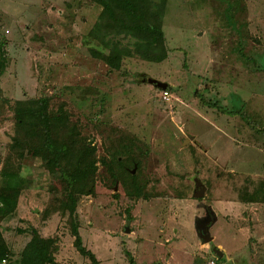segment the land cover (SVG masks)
<instances>
[{"label": "rangeland", "instance_id": "rangeland-1", "mask_svg": "<svg viewBox=\"0 0 264 264\" xmlns=\"http://www.w3.org/2000/svg\"><path fill=\"white\" fill-rule=\"evenodd\" d=\"M102 11L93 0H0V169L11 104L40 97L64 106L97 157L95 194L73 217L51 156L28 148L14 160L26 185L0 219L7 264H43L44 249L59 264H93L75 246V221L99 264H206L214 249L219 264H264V0H166L167 58L114 66L102 55L130 42L97 27ZM122 145L132 165L112 177Z\"/></svg>", "mask_w": 264, "mask_h": 264}, {"label": "trees", "instance_id": "trees-1", "mask_svg": "<svg viewBox=\"0 0 264 264\" xmlns=\"http://www.w3.org/2000/svg\"><path fill=\"white\" fill-rule=\"evenodd\" d=\"M102 5L103 11L97 27L128 39L131 45H124L121 40L114 43L117 55H102L112 66L123 55L139 54L148 61L161 62L167 58L163 29L166 12V0H93ZM234 8V5L232 4ZM235 9V8H234ZM232 18V16H231ZM5 42L0 39V78L7 67ZM117 65L116 67L118 68ZM168 88V86H167ZM16 129L9 146L8 156L0 169V219L13 214L17 208L18 197L26 179L20 174V164L14 160L25 159L28 148L37 151L43 157L51 156L61 169L63 189L60 196L62 212H69L73 217L82 195L95 194L96 148L80 137L77 124L72 123L68 111L63 105L56 110L50 108L49 98L18 100L11 104ZM127 154V157L122 155ZM116 168L109 164L112 177H117L123 166L132 165V155L126 145L120 146L112 154ZM102 162H106L102 158ZM133 162L135 158L133 156ZM115 181V178H114ZM139 196V194H136ZM78 223H73L75 246L84 256L90 257L93 264H99L93 252L82 244ZM50 241V240H49ZM48 240H44V243ZM53 242L51 240L48 243ZM9 248L0 233V259L7 258ZM40 258L44 263L59 264L48 250H41ZM221 259V258H218ZM43 263V264H44Z\"/></svg>", "mask_w": 264, "mask_h": 264}, {"label": "water", "instance_id": "water-1", "mask_svg": "<svg viewBox=\"0 0 264 264\" xmlns=\"http://www.w3.org/2000/svg\"><path fill=\"white\" fill-rule=\"evenodd\" d=\"M150 82L155 85L156 87H159L163 90H165L167 88V84L166 83H162L159 81H156L154 79L150 80ZM199 194H196V196H198ZM201 229V235L203 236V238L205 239L206 242H210L212 240V237L210 236L209 230H208V224H203L200 226ZM215 252L217 253V258H221L223 256V252L220 250H216L214 249Z\"/></svg>", "mask_w": 264, "mask_h": 264}, {"label": "built area", "instance_id": "built-area-1", "mask_svg": "<svg viewBox=\"0 0 264 264\" xmlns=\"http://www.w3.org/2000/svg\"><path fill=\"white\" fill-rule=\"evenodd\" d=\"M163 94H164L163 97L165 99H168V91H163ZM7 263H8V259L7 258L0 259V264H7ZM206 264H219L218 263V258L214 257V258L208 260L206 262Z\"/></svg>", "mask_w": 264, "mask_h": 264}]
</instances>
